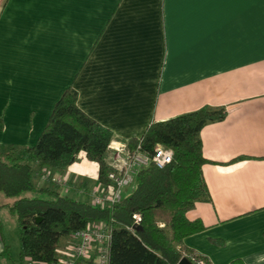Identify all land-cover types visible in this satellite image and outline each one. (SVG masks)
Here are the masks:
<instances>
[{
    "label": "crops",
    "instance_id": "crops-1",
    "mask_svg": "<svg viewBox=\"0 0 264 264\" xmlns=\"http://www.w3.org/2000/svg\"><path fill=\"white\" fill-rule=\"evenodd\" d=\"M70 87L110 146L224 107L200 130L211 201L186 212L204 229L183 244L212 264H264V0H0V144L33 145ZM46 170L77 200L98 183L84 152ZM42 174L36 187L50 185Z\"/></svg>",
    "mask_w": 264,
    "mask_h": 264
},
{
    "label": "trees",
    "instance_id": "trees-1",
    "mask_svg": "<svg viewBox=\"0 0 264 264\" xmlns=\"http://www.w3.org/2000/svg\"><path fill=\"white\" fill-rule=\"evenodd\" d=\"M77 97L71 87L62 93L33 145L0 144V193L9 199L0 209L7 208L19 228V248L14 255L0 221L4 262L54 264L62 237L103 222L111 234L108 264H177L185 256L212 264L184 246L183 239L204 229L200 220H188L186 212L196 202L211 201L202 174L208 160L202 154L200 130L206 123L224 119L227 110L203 107L150 122L139 138L124 143L126 150L132 152L139 146L140 151L152 154L156 146H162L172 151L173 160L162 168L150 164L137 174L130 194L101 208L62 195L51 176L49 186L33 183L35 174L44 168L64 170L84 152L87 160L98 165V183L109 184L113 168L107 155L115 136L78 107ZM136 214L141 216L139 225H133ZM72 264L92 263L74 258ZM228 264L245 263L234 259Z\"/></svg>",
    "mask_w": 264,
    "mask_h": 264
},
{
    "label": "built area",
    "instance_id": "built-area-1",
    "mask_svg": "<svg viewBox=\"0 0 264 264\" xmlns=\"http://www.w3.org/2000/svg\"><path fill=\"white\" fill-rule=\"evenodd\" d=\"M112 153L113 170L108 174L109 184L97 183L91 187L88 203L101 208H109L130 194L136 186L137 174L150 164L162 168L173 160L170 149L156 146L153 153L139 150V146L132 152H128L124 145L110 146ZM50 175L43 169L42 179ZM53 181L62 182L61 179L52 178ZM133 225H139L141 216H133ZM134 230L133 227H129ZM72 236L71 244L66 248L65 256H59L54 264H72L74 258H82L92 264H108L110 227L102 222H96L92 226L77 232ZM60 253V251L58 250ZM186 257V256H185ZM188 258V257H187ZM193 264H202L200 260L189 258ZM48 264V263H43Z\"/></svg>",
    "mask_w": 264,
    "mask_h": 264
},
{
    "label": "rangeland",
    "instance_id": "rangeland-1",
    "mask_svg": "<svg viewBox=\"0 0 264 264\" xmlns=\"http://www.w3.org/2000/svg\"><path fill=\"white\" fill-rule=\"evenodd\" d=\"M113 152V150H112ZM112 155L108 154L107 155V160H109L110 162H112ZM38 175L35 176V179H38ZM36 183V181H35ZM30 195H35V194H31ZM5 201H9V199H7L6 197H4L1 193H0V204H2V200ZM0 221L2 224V231L3 234L8 242V244L11 247L12 250V254L17 255L18 253V248H19V228L17 225V221L16 219L9 213V211L7 210V208H2L0 209ZM103 223V222H102ZM72 239L69 238L68 236H64L60 239L59 241V245H58V250L60 251L59 256L64 257L65 253L63 251L66 250V248L71 244ZM2 263H5L4 260L2 259L1 261Z\"/></svg>",
    "mask_w": 264,
    "mask_h": 264
},
{
    "label": "water",
    "instance_id": "water-1",
    "mask_svg": "<svg viewBox=\"0 0 264 264\" xmlns=\"http://www.w3.org/2000/svg\"><path fill=\"white\" fill-rule=\"evenodd\" d=\"M177 264H193L189 258L187 257H182Z\"/></svg>",
    "mask_w": 264,
    "mask_h": 264
}]
</instances>
